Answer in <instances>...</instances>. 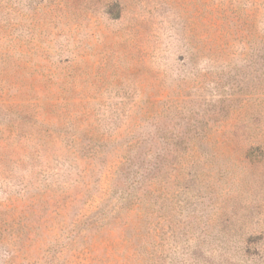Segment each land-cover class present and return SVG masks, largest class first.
<instances>
[{"label": "rangeland", "instance_id": "1", "mask_svg": "<svg viewBox=\"0 0 264 264\" xmlns=\"http://www.w3.org/2000/svg\"><path fill=\"white\" fill-rule=\"evenodd\" d=\"M0 264H264V0H0Z\"/></svg>", "mask_w": 264, "mask_h": 264}, {"label": "trees", "instance_id": "2", "mask_svg": "<svg viewBox=\"0 0 264 264\" xmlns=\"http://www.w3.org/2000/svg\"><path fill=\"white\" fill-rule=\"evenodd\" d=\"M132 204H134V203H132Z\"/></svg>", "mask_w": 264, "mask_h": 264}]
</instances>
